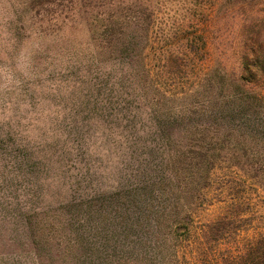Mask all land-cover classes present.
I'll list each match as a JSON object with an SVG mask.
<instances>
[{
	"label": "trees",
	"instance_id": "1",
	"mask_svg": "<svg viewBox=\"0 0 264 264\" xmlns=\"http://www.w3.org/2000/svg\"><path fill=\"white\" fill-rule=\"evenodd\" d=\"M179 1L191 7L189 29L166 34L174 41L159 49L163 12L153 0H24L30 10L71 4L66 14L82 18L98 55L122 65L125 83L114 88L154 102L151 120L165 143L160 175L107 194L100 225V198L65 201L76 218L67 242L93 257L79 264H264V17H255L264 0ZM237 14L250 18L234 44L238 68L202 74L207 29L215 26L216 42L224 28L231 36ZM177 72L193 85L175 94L167 83ZM174 102L180 107L165 113ZM216 206L214 219L198 215Z\"/></svg>",
	"mask_w": 264,
	"mask_h": 264
},
{
	"label": "rangeland",
	"instance_id": "2",
	"mask_svg": "<svg viewBox=\"0 0 264 264\" xmlns=\"http://www.w3.org/2000/svg\"><path fill=\"white\" fill-rule=\"evenodd\" d=\"M153 1L163 12L157 40L165 49L174 41L166 34L189 29L191 7L186 1ZM70 7L64 2L30 10L24 0H0V264L93 260L89 251L67 242L76 218L67 214L65 201L98 197L102 211L106 195L119 185H141L165 164V143L151 120L154 102L141 100L139 91L114 88L125 83L117 75L122 65L98 55L82 18L66 14ZM255 17H264V2ZM213 27L207 29L200 72L237 69L235 41L224 28L216 42ZM177 73L167 83L175 94L193 85ZM258 89L264 94V79ZM116 91L125 96L118 98ZM178 106L168 103L164 112ZM103 211L97 224L105 219ZM221 211L216 206L198 215L212 220ZM104 234L94 237L100 251ZM98 254L93 255L100 263Z\"/></svg>",
	"mask_w": 264,
	"mask_h": 264
},
{
	"label": "clouds",
	"instance_id": "3",
	"mask_svg": "<svg viewBox=\"0 0 264 264\" xmlns=\"http://www.w3.org/2000/svg\"><path fill=\"white\" fill-rule=\"evenodd\" d=\"M250 22V18L240 17L238 14L233 15L229 20V29L231 33V39L233 41L238 40L241 37L244 25ZM238 25V27H237Z\"/></svg>",
	"mask_w": 264,
	"mask_h": 264
}]
</instances>
